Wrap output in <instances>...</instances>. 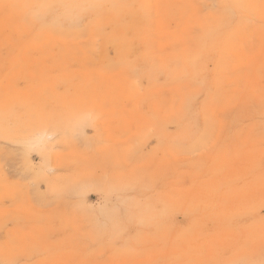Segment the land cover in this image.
Instances as JSON below:
<instances>
[{"label":"rangeland","instance_id":"374dc122","mask_svg":"<svg viewBox=\"0 0 264 264\" xmlns=\"http://www.w3.org/2000/svg\"><path fill=\"white\" fill-rule=\"evenodd\" d=\"M0 264H264V0H0Z\"/></svg>","mask_w":264,"mask_h":264}]
</instances>
